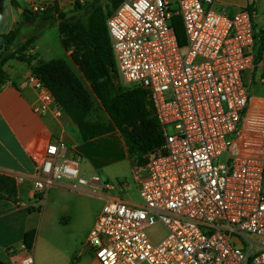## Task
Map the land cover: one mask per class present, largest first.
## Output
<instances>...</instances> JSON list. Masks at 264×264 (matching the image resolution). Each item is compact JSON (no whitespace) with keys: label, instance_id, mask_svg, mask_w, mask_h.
<instances>
[{"label":"built area","instance_id":"1","mask_svg":"<svg viewBox=\"0 0 264 264\" xmlns=\"http://www.w3.org/2000/svg\"><path fill=\"white\" fill-rule=\"evenodd\" d=\"M215 2L124 0L106 20L118 79L146 92L163 137L135 171L145 174L138 202L107 195L98 177H79L63 143L32 155L35 204L64 180L103 201L87 238L99 264H264V97L250 95L264 86V28L256 29L251 8L228 13ZM25 84L36 93L35 112L57 111L33 74ZM222 155L225 164L216 163ZM156 224L167 232L159 242L145 232ZM19 250L26 253L15 264H34Z\"/></svg>","mask_w":264,"mask_h":264},{"label":"crops","instance_id":"2","mask_svg":"<svg viewBox=\"0 0 264 264\" xmlns=\"http://www.w3.org/2000/svg\"><path fill=\"white\" fill-rule=\"evenodd\" d=\"M16 1L19 8L14 7L10 0H0V37L22 20L21 13L24 10L32 11L34 5L45 8L55 4L60 11L67 12L72 10L76 2L90 0ZM262 3L264 0H216L213 8L225 9L231 13L237 7L247 6L255 11ZM34 27L40 28L43 25L25 24L21 40L32 34L26 31L27 28ZM52 27L57 29V23ZM58 41L60 44L59 33ZM36 50L37 47L34 46L30 53L36 55ZM70 54L71 51L65 52L72 63ZM38 61L46 62L41 59ZM74 67L78 74L73 72L88 87L82 74L75 65ZM8 74L10 82L0 89V174L14 179L17 200L0 198V264H15L25 255L26 252L19 249L25 247V234L35 230L32 212L38 213L37 226L39 232L42 229L45 231L46 243L51 244L55 231H70L71 236H79L80 239L76 241L75 238L64 243L62 252H59L76 264H99L93 250L87 245V238L101 213L103 201L71 190L70 187L76 184L64 180L50 188L42 202L35 204L33 183L39 162L32 155L49 142L63 143L67 148V156L77 162L78 171L85 179L98 177L109 186L107 195L126 200L128 199L125 195L128 197L129 192L137 193L138 178L145 176L135 174L136 169L143 163L137 164L131 157L117 130L83 141L76 124L58 105L55 107L56 112H35L33 108L36 104V93L31 86L25 84L26 78L32 74L27 64L13 61L8 68ZM16 245L20 246L17 247L15 256L10 257L7 251ZM27 250L34 257L33 247ZM49 250L48 253L45 252V259L48 261L52 258V250ZM34 264H37L35 259Z\"/></svg>","mask_w":264,"mask_h":264},{"label":"trees","instance_id":"3","mask_svg":"<svg viewBox=\"0 0 264 264\" xmlns=\"http://www.w3.org/2000/svg\"><path fill=\"white\" fill-rule=\"evenodd\" d=\"M106 1L110 9L103 7ZM124 0H90L76 2L72 10L63 12L53 4L40 12L24 10L22 20L0 37V89L10 82L5 65L9 60L25 63L31 73L48 89L61 110L79 129L81 139L87 141L117 130L137 164L143 157L163 143L157 119L140 88L121 87L112 54L106 20ZM10 3L19 8L16 0ZM57 23L60 44L88 83L86 87L63 59L38 61L30 51L38 35L32 33L21 40L25 24L51 27ZM180 46L185 43L183 25L174 16L171 19ZM96 99L109 119L108 124L91 122L89 115ZM0 198L17 200L14 179L0 174ZM35 230L25 234L23 245L32 249Z\"/></svg>","mask_w":264,"mask_h":264},{"label":"rangeland","instance_id":"4","mask_svg":"<svg viewBox=\"0 0 264 264\" xmlns=\"http://www.w3.org/2000/svg\"><path fill=\"white\" fill-rule=\"evenodd\" d=\"M102 5H103V7L108 8V9H110V7H111L109 2H106V1H104L102 3ZM171 8H172V10H175L176 5L174 3H172ZM176 17L179 19V21L181 22V25H182V21H181L180 16H176ZM253 23H254L257 30L264 28V3H262L261 5H258L257 9L254 11ZM26 31L31 32V33H36L38 35L37 40H36L35 45H34L35 47H37L36 55H37L38 59H41L42 61H49L51 59H63L69 64L71 69L76 74H78L74 65L68 60V58L65 55V51L62 49L61 45L59 44L58 31L56 28H54L52 26L51 27H40V28L34 27L33 29L27 28ZM184 38H185V36H184ZM181 47H183V46H181ZM13 61H15V60H9L6 63L5 69L7 71H8V68L10 66H12ZM254 77L256 80H258L257 76H254ZM247 80H248V77L246 76V81ZM118 81H119L121 87L123 88V90L128 89V87H129L128 85L123 84L119 79H118ZM250 95L251 96H262V97H264V86H258L257 85L255 87H253L251 89ZM89 120L91 122H97L100 124H108L109 123V119H108L107 115L104 113L103 109L101 108L100 104L97 102L96 99H93V110L89 115ZM168 131H170V130H168ZM225 162H226L225 161V155L220 156L219 159L216 161V163H219V164H225ZM78 176L84 177V176H82V174L80 172L78 173ZM86 179L89 180V178H87V177H86ZM101 181H103V180H101ZM70 183L76 184V181L70 180ZM89 197H92V196H89ZM125 198H127L128 200H131L133 202L139 201L138 195L134 191L129 192L128 197L125 195ZM92 208H93V205H92ZM51 212H53V210ZM32 214H33L32 215L33 223H35L34 229L36 232L35 241H34V245H33L35 262L37 264H74L73 260L72 261L68 260V258L65 255H62V253H60L59 251L62 252L61 249H62L64 243L71 242L75 238H76V241H78L80 239L79 236H71L70 231H63V229H61V231L60 230L55 231L51 244H49V242L46 243L45 239H47V235L45 234V231L42 229L39 232V229L37 226L38 220H39L38 213L32 212ZM145 232H146L147 236L149 237V239L153 242H159L160 240L165 238V236L167 234L166 229L160 224H156V225L146 229ZM19 246L20 245H16L13 247L17 248ZM49 249L52 250V253H51L52 258L48 261L45 259V252L48 253V251H50ZM48 258H49V256H48Z\"/></svg>","mask_w":264,"mask_h":264},{"label":"water","instance_id":"5","mask_svg":"<svg viewBox=\"0 0 264 264\" xmlns=\"http://www.w3.org/2000/svg\"><path fill=\"white\" fill-rule=\"evenodd\" d=\"M19 11H21V10L19 9Z\"/></svg>","mask_w":264,"mask_h":264}]
</instances>
